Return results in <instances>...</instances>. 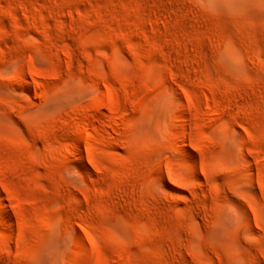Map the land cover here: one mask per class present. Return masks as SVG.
<instances>
[{
	"label": "rangeland",
	"instance_id": "1",
	"mask_svg": "<svg viewBox=\"0 0 264 264\" xmlns=\"http://www.w3.org/2000/svg\"><path fill=\"white\" fill-rule=\"evenodd\" d=\"M0 264H264V0H0Z\"/></svg>",
	"mask_w": 264,
	"mask_h": 264
},
{
	"label": "bare ground",
	"instance_id": "2",
	"mask_svg": "<svg viewBox=\"0 0 264 264\" xmlns=\"http://www.w3.org/2000/svg\"><path fill=\"white\" fill-rule=\"evenodd\" d=\"M83 132L80 131V136H82Z\"/></svg>",
	"mask_w": 264,
	"mask_h": 264
}]
</instances>
